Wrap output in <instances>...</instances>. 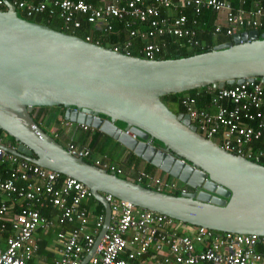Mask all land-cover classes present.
Segmentation results:
<instances>
[{
	"label": "water",
	"instance_id": "1",
	"mask_svg": "<svg viewBox=\"0 0 264 264\" xmlns=\"http://www.w3.org/2000/svg\"><path fill=\"white\" fill-rule=\"evenodd\" d=\"M3 1L0 130L16 144L0 147L81 182L103 207V226L81 264L110 223L104 195L188 225L264 237V166L202 137L188 115L173 113L161 100L202 87L264 83V33H238L188 57L146 60L22 19ZM57 106L65 109L64 121L101 132L192 192L162 193L69 152L31 116L34 108Z\"/></svg>",
	"mask_w": 264,
	"mask_h": 264
},
{
	"label": "built area",
	"instance_id": "2",
	"mask_svg": "<svg viewBox=\"0 0 264 264\" xmlns=\"http://www.w3.org/2000/svg\"><path fill=\"white\" fill-rule=\"evenodd\" d=\"M8 1L27 17L47 14V24L57 15L64 30L81 28L83 18L93 26L103 23L104 27L97 29L111 32V20H116L128 32L123 43L112 50L127 56L136 50L146 60H157L162 55L167 38L182 41V47L203 48L197 37V20L189 19L183 13L185 9L196 15L213 12V35L225 32L233 37L242 30H264V0L251 4L239 0L237 9L228 0ZM0 6H4L3 0ZM85 41L92 42L91 37ZM139 42L144 44L138 47ZM198 96L185 95L179 104L199 135L250 161L258 162L264 157V151L254 147L255 143L264 142V83L255 79L216 89L209 104L201 107L197 106ZM61 123L63 127L73 125L68 121ZM78 126L85 131L89 128ZM0 145L15 148L2 137ZM65 149L83 160L92 159L93 165L108 173L119 177L124 174L116 163L99 156L93 158L86 146L68 143ZM59 177L58 173L0 147V264L33 261L38 257L37 232L52 228L54 222L56 226L71 227L69 231H57V256L51 264H81L91 250L103 226L104 214L95 216L90 229L91 217L82 205L91 197L89 189L73 178ZM135 181L162 193H186L178 181L146 171L138 172ZM104 198L110 206V223L87 264H264V237L192 226L138 209L111 195ZM49 207L57 211L55 221L40 213Z\"/></svg>",
	"mask_w": 264,
	"mask_h": 264
},
{
	"label": "trees",
	"instance_id": "3",
	"mask_svg": "<svg viewBox=\"0 0 264 264\" xmlns=\"http://www.w3.org/2000/svg\"><path fill=\"white\" fill-rule=\"evenodd\" d=\"M231 2L232 6L234 9H237L240 4L239 0H228ZM248 4L253 3L255 0H246ZM245 8H247L245 6ZM263 8H264V2H263ZM0 10L5 11V6H0ZM18 16L22 19L41 24V25H46L53 30L63 32L66 34H70L73 36H76L78 38H81L83 40L86 39V37H91V41L93 43H96L100 46H103L105 48L113 49L114 46L120 45L123 43V41L126 38L127 35V29L125 28L124 24L119 23L116 20H111L113 24L114 31L111 32H103L102 30H98L95 26L88 24L84 21L83 18H80L82 21V26L79 29H70V30H64L62 27V20L56 15L53 17L50 21L49 24L46 23L47 19V14H38L37 16L34 15L32 17H27L21 12H17ZM187 15L189 19H195L197 20V37L200 40V42L204 45L203 48H197V49H192L188 47H182L181 43L182 41L173 39V38H167L164 39L167 43V47L164 49L163 53L161 56H159L157 59H175L177 57H188L194 54H199V53H204L212 50V48L216 45L225 43L227 41H230L232 39V36H226L225 32H222L221 34L218 35H213V22L215 20V14L211 11H202L199 15H196L193 10L191 9H185L183 11ZM34 17V18H33ZM140 28H145L144 25H140ZM118 30V31H117ZM259 35L264 33V30H258ZM152 42H156L155 40H151ZM138 43V42H137ZM140 44V43H139ZM138 44V47H139ZM131 56L133 57H140L142 58L141 55H139L137 52H131ZM229 87V86H225ZM216 92V89H213L211 87H202V88H197L194 90H190L187 92L183 93H177V94H169L166 96L161 97L162 102L175 114H183L184 109L180 106L179 101L180 99L185 96V95H192L194 96L195 94H199L198 96V101H197V106H205L209 104V101L211 99V96ZM176 106V107H175ZM175 107V109L173 108ZM64 111L65 109L61 106L57 107H46V108H34L32 111V118L34 121L40 126V128L43 129L42 124L44 123L45 120V126H55V128H58L59 125H61V122L63 121V116H64ZM115 124L123 128L125 124L121 122H115ZM77 126L80 130L84 132V135L81 138L82 142H86L87 140L90 141L89 144L87 145V148L92 152V157H102L105 160L112 162V159L115 160H120L122 159V155L116 154L114 150L111 149V144L113 146L121 147L123 150V153L127 151L124 147H122L120 144L109 138L108 136L102 134L101 132L97 130H91L88 128L86 131L81 129L77 124H73ZM4 137L7 139L8 142H10L11 145H15L16 142L9 136H7L3 131L0 130V138ZM76 144V143H74ZM79 144V143H77ZM79 145H82L81 143ZM255 149H262L264 151V142H257L254 145ZM125 158V164L121 165L123 169H127L129 165L134 164L135 162L131 161L133 159L134 161H141V159L137 158L134 156L132 153H129ZM89 164H93L92 159H86L85 160ZM120 162V161H119ZM257 164H260L261 166H264V157L260 159ZM120 166V165H119ZM124 166V167H123ZM150 167L152 170L155 168L151 165H147ZM126 167V168H125ZM129 169V168H128ZM152 173V172H151ZM167 179H172L168 175H165ZM65 176L60 175V179H63ZM122 178H125L124 176H120ZM135 178L129 179L132 180L133 182L135 181ZM127 179V178H126ZM144 187H148L144 183H140ZM184 189L187 191H191L187 186H184L180 184ZM167 193V192H166ZM169 194V193H167ZM172 195L179 196L180 194L175 192L172 193ZM82 205L88 210L91 211L92 213L95 214H104L103 207L97 203L92 197H89L86 201L82 203ZM17 211V210H16ZM41 215L47 217V218H52L53 217V211L51 209H43L41 210ZM39 242V249L36 252V255H44L47 257V259L50 260L52 258V252L47 249V241L46 240H41ZM29 264H33V261L29 262Z\"/></svg>",
	"mask_w": 264,
	"mask_h": 264
},
{
	"label": "crops",
	"instance_id": "4",
	"mask_svg": "<svg viewBox=\"0 0 264 264\" xmlns=\"http://www.w3.org/2000/svg\"><path fill=\"white\" fill-rule=\"evenodd\" d=\"M95 27L96 28L97 27L103 28L104 25H103V23H99ZM242 32H245V30L239 31V33H242ZM139 43H140L139 44L140 46L144 44V42H139ZM133 52H137V51L136 50H133ZM62 125L63 124L61 123V125H59L58 128H55V126H49L48 127L50 129L49 132H47L44 128H43V130L45 132H47L51 137H53L58 143H60L64 147H66V145L68 143H76V145H79L81 143L82 144L81 146H86L87 147V145L89 144L90 141H88V140L86 142H82L81 141V138L84 135V132L82 130H80L75 125H71V126H67V127H63ZM55 135H56V137H55ZM5 142H8V141H5ZM77 143H79V144H77ZM110 147H111L112 150H114L116 152V154L118 153V154L122 155V159L119 160L120 162L118 160H115V159H112V162L113 163H116L117 165H120V166L121 165H124L125 164V158L128 155H130L129 153H131V152L127 150V151H125L123 153V150H122V148L120 146L119 147L113 146V144H111ZM131 161H133L135 163L129 165V167H128L129 169L128 168L127 169H124L123 176L125 178H127V179H132V178L136 177V175L140 171H146V172L150 173L153 176H158V177H161V178H165L166 177L165 174L162 173L161 171H159L157 169L152 170L150 167L147 166L148 164L145 163L142 160L138 162V161H134L133 159H131ZM43 209L44 208H42L41 210H43ZM46 209H51V211H53V217L52 218H49V220H54L55 221V218L54 217H56L57 211L54 210L51 207L46 208ZM41 210H40V212H41ZM88 212H89V215L91 217V219H90V226H89V228H90L91 225H92V223H93V221H94V218H95V216L97 214L92 213L91 211H88ZM12 213H15V210L14 209H12ZM54 223H55V226H53L52 228H49V229H46V230H39L37 232V234H36V237H37V239L39 241H41V240H46L47 241V249L52 252V258H50V260H49L44 255H38V257H36L33 260V264H51L52 263V259L55 256H57L56 255V247L58 245H57V241H56V233L59 230L69 231L71 226H63V227H61L60 225L56 226V222H54Z\"/></svg>",
	"mask_w": 264,
	"mask_h": 264
},
{
	"label": "rangeland",
	"instance_id": "5",
	"mask_svg": "<svg viewBox=\"0 0 264 264\" xmlns=\"http://www.w3.org/2000/svg\"><path fill=\"white\" fill-rule=\"evenodd\" d=\"M176 107V106H175ZM175 107H173L174 109H175ZM42 127L47 131V132H49L50 131V129L47 127V126H45V120H44V123L42 124ZM3 139H4V137H3ZM5 141H7V139L5 138Z\"/></svg>",
	"mask_w": 264,
	"mask_h": 264
},
{
	"label": "flooded vegetation",
	"instance_id": "6",
	"mask_svg": "<svg viewBox=\"0 0 264 264\" xmlns=\"http://www.w3.org/2000/svg\"><path fill=\"white\" fill-rule=\"evenodd\" d=\"M189 191H190V190H189ZM189 191H187V192H189ZM190 192H192V190H191Z\"/></svg>",
	"mask_w": 264,
	"mask_h": 264
},
{
	"label": "bare ground",
	"instance_id": "7",
	"mask_svg": "<svg viewBox=\"0 0 264 264\" xmlns=\"http://www.w3.org/2000/svg\"><path fill=\"white\" fill-rule=\"evenodd\" d=\"M37 16V15H36ZM34 18V17H33ZM129 178V177H128Z\"/></svg>",
	"mask_w": 264,
	"mask_h": 264
},
{
	"label": "clouds",
	"instance_id": "8",
	"mask_svg": "<svg viewBox=\"0 0 264 264\" xmlns=\"http://www.w3.org/2000/svg\"><path fill=\"white\" fill-rule=\"evenodd\" d=\"M253 162V161H252ZM256 163V162H255Z\"/></svg>",
	"mask_w": 264,
	"mask_h": 264
}]
</instances>
